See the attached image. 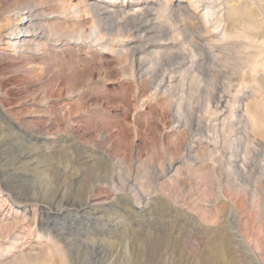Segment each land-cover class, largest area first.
I'll return each instance as SVG.
<instances>
[{
  "label": "rangeland",
  "instance_id": "1",
  "mask_svg": "<svg viewBox=\"0 0 264 264\" xmlns=\"http://www.w3.org/2000/svg\"><path fill=\"white\" fill-rule=\"evenodd\" d=\"M251 1L221 0L216 38L187 0H0V33L26 2L37 28L25 38L52 26L43 49L0 40V182L25 196L14 206L35 191L36 229L64 249L30 238V254L13 258L16 245L0 264H264V0ZM252 48L248 62L239 50Z\"/></svg>",
  "mask_w": 264,
  "mask_h": 264
},
{
  "label": "bare ground",
  "instance_id": "2",
  "mask_svg": "<svg viewBox=\"0 0 264 264\" xmlns=\"http://www.w3.org/2000/svg\"><path fill=\"white\" fill-rule=\"evenodd\" d=\"M75 1V0H74ZM81 1V0H79ZM88 1V0H87ZM188 1V5L190 7H192L193 11L196 10V8L198 6H200L201 4L202 5H205V9L207 10L206 12H202L200 15V21L198 22L197 21V29H199V32L201 34H204L202 37H205V36H209V35H206V34H214V31L213 29L215 28H210L211 24H212V21L215 20V22H217V26L216 28L220 29L221 30V33L222 35H224V32H226V26L222 25L221 26V21H222V18L221 16H218V14L220 13L219 9L221 7V0H187ZM261 1V0H260ZM20 2V1H19ZM25 2V1H23ZM86 2V1H85ZM100 2V1H99ZM104 2V1H103ZM168 2V1H167ZM231 2V1H230ZM255 1L252 0L251 3H254ZM16 3V2H15ZM27 3V2H26ZM26 3L22 4L21 5H18V6H13L11 9L8 10L9 13H12V14H8L6 16V19H7V22L4 24L3 26V30H1L2 32L0 33V40H3L5 39V42L9 45V47L11 46H14V47H22L20 50H22L24 47L23 50H25L26 48L28 47H35V48H41L43 49L44 48V45L46 42V39L48 34L50 35V30L52 29V26L49 24L47 25V27H44L42 28L43 29V33L42 35H36L32 38H25L28 33H21L22 30H24V32L26 31H29L31 29L35 30L37 28V26H35V22L31 20L32 18V8L30 7V5L28 6ZM69 3V2H68ZM249 3V2H248ZM17 4V3H16ZM20 4V3H19ZM75 4V3H74ZM85 4V3H84ZM107 4V3H106ZM106 4H99V3H91L92 6H95L97 7L98 9H101V10H108L107 8V5ZM166 5V3H164ZM175 4H178L179 3H175ZM72 5V4H71ZM87 5V4H86ZM235 5V4H234ZM250 5V4H249ZM255 5V4H254ZM91 6V7H92ZM141 6V5H140ZM145 6V5H144ZM169 6V5H167ZM229 6V4H228ZM5 7V6H4ZM72 7H78V4L77 5H72ZM86 7V6H85ZM149 7V6H148ZM157 7V6H156ZM178 7V6H177ZM226 7V6H225ZM236 7V6H234ZM245 7V6H244ZM257 7L260 9V16L262 19V21L264 20V12H263V8L264 6H262V4L258 3ZM255 7V8H257ZM64 8V7H63ZM88 8V7H87ZM150 8V7H149ZM148 8V9H149ZM162 8V7H161ZM171 7H169L168 9H170ZM227 8V7H226ZM243 8V6H242ZM241 8V9H242ZM34 9V7H33ZM86 9V8H85ZM90 9V8H89ZM123 9V8H121ZM129 9V8H128ZM148 9L144 8L142 10L139 11V13H145L148 11ZM166 9V8H165ZM182 9H183V6H182ZM236 9V8H234ZM240 9V8H239ZM23 10H26L25 12H23L22 14L19 15V19L17 17V14H16V17L15 16L13 17V20L12 21H15L13 23H11L12 21L10 20V18L15 14V13H18L20 11H23ZM71 10V9H70ZM88 10V9H87ZM150 10V9H149ZM186 9H184L185 11ZM203 10V9H202ZM3 11V10H2ZM102 11V12H104ZM124 11V10H123ZM122 11V12H123ZM152 11V10H151ZM174 10H172L173 12ZM183 11V10H182ZM227 11V10H226ZM229 11V10H228ZM136 12V11H135ZM138 12V11H137ZM150 12V11H149ZM148 12V13H149ZM156 12V11H155ZM171 12V10H170ZM188 12V11H187ZM186 11L184 12V14H187L189 17H191L192 19L195 18V16H193V13L192 12H188L187 13ZM4 13V12H2ZM37 13V12H36ZM34 14V15H37V14ZM105 13H109L108 11H105ZM245 13V12H244ZM99 14V12H98ZM111 14V13H110ZM136 13H133L132 15H134ZM164 14V13H163ZM40 15V14H38ZM109 15V14H108ZM129 15V14H128ZM167 15V14H166ZM225 14H223L224 16ZM245 15V14H244ZM44 16V15H42ZM176 16V15H174ZM199 16V15H198ZM112 17V16H111ZM131 18H133L132 16H130ZM25 18V19H24ZM34 18V17H33ZM41 18H45V17H41ZM110 18V17H109ZM175 18V17H174ZM173 18V19H174ZM198 18V17H197ZM196 18V19H197ZM207 18V20L205 19ZM18 19V20H17ZM128 19V18H127ZM172 19V20H173ZM212 19V20H211ZM11 22H10V21ZM108 20V19H107ZM131 20V19H130ZM2 21V20H1ZM103 21V20H102ZM93 22V21H92ZM115 22V21H114ZM131 22V21H130ZM144 22V21H143ZM180 22V21H179ZM112 23V22H111ZM263 23V22H262ZM1 24V23H0ZM3 24V23H2ZM19 24V26H18ZM40 24V22L38 23ZM94 24V23H93ZM106 24V23H105ZM126 24V23H125ZM100 25V24H99ZM118 25V24H117ZM182 25V24H181ZM263 26V25H262ZM42 27V26H40ZM138 27V26H137ZM140 27V26H139ZM139 27H138V30H139ZM148 27V26H147ZM187 27V26H186ZM214 27V26H213ZM2 28V27H0ZM54 28V27H53ZM133 28H135L133 26ZM39 30V28H38ZM132 30V29H131ZM181 30V29H180ZM193 30V29H192ZM262 30V29H261ZM124 32V31H123ZM198 32V31H197ZM126 33V32H125ZM138 33V31H137ZM142 33V32H140ZM139 33V35H140ZM144 33V32H143ZM216 33V32H215ZM220 33V32H219ZM41 34V33H40ZM101 34V33H100ZM103 34V33H102ZM133 34V32H132ZM83 35V34H82ZM135 35V34H133ZM242 35V34H241ZM263 35V33H262ZM80 35H76V38H78ZM97 36V35H96ZM104 36V35H103ZM201 36V35H200ZM214 37L217 38V35L214 34L213 35ZM228 36V35H227ZM243 36V35H242ZM2 37V38H1ZM5 37V38H4ZM84 37V36H83ZM82 37V38H83ZM113 37V36H112ZM135 37V36H134ZM139 37V36H138ZM238 38V36H236ZM251 37V36H250ZM255 37V36H254ZM253 38H248V40H243V41H238L239 44L243 45V46H251V47H254L256 46L254 43H255V39ZM260 37V35H259ZM109 38V37H108ZM124 38V37H123ZM242 38V37H241ZM96 39H102L101 38H96ZM106 41H107V38H105ZM112 39V38H111ZM219 39V38H218ZM222 39V38H220ZM149 40V39H148ZM262 40V39H260ZM109 41V39H108ZM206 41V39H205ZM208 41V39H207ZM3 42V41H2ZM24 42V43H23ZM145 42V41H144ZM264 42V41H263ZM147 43V42H146ZM196 43V42H195ZM144 45V44H143ZM204 46V45H203ZM219 47V46H218ZM222 47V46H220ZM137 48V47H136ZM135 48V49H136ZM200 48V47H199ZM202 48V47H201ZM29 49V48H28ZM134 49V48H133ZM139 49V48H138ZM250 49V48H249ZM253 49V48H252ZM35 50V49H34ZM201 50V49H200ZM44 51V50H43ZM42 51V52H43ZM219 51V50H218ZM221 51V50H220ZM263 51V50H262ZM215 52H217V48L215 46H211V47H208L205 45L204 48H203V52L202 54H200L203 58L204 56L206 57H209V62H210V65L211 66H218V62L221 60L220 57H217L215 56ZM223 52V51H221ZM220 53V52H218ZM229 53V52H228ZM239 53L242 55V57H246L247 58V61L249 62V58H252L253 56H256L255 54V51L254 49L253 50H239ZM258 54V53H257ZM26 55V54H25ZM39 55V54H38ZM133 55V54H132ZM221 55V54H220ZM253 55V56H252ZM23 56V55H22ZM43 56V55H42ZM41 56V57H42ZM250 56V57H249ZM25 57V56H24ZM202 58V59H203ZM264 58V57H263ZM257 59V58H256ZM256 59H254L256 61ZM41 60V59H40ZM201 60V59H199ZM204 60V59H203ZM259 60V59H257ZM263 60V59H262ZM42 61V60H41ZM245 61V62H247ZM261 62V60H259ZM258 61V62H259ZM40 62V61H39ZM196 62V61H195ZM194 62V63H195ZM204 62V61H202ZM208 62V61H207ZM191 63V61L189 62ZM205 63V62H204ZM203 63V64H204ZM208 64V63H207ZM254 64V63H253ZM253 64H251L252 67ZM193 65V63H192ZM197 65V64H196ZM206 65V64H204ZM203 65V66H204ZM225 65V64H224ZM259 65V64H258ZM262 65V64H261ZM190 66V65H189ZM200 66V65H199ZM198 66V67H199ZM202 66V68H203ZM211 66H206L205 68H208V67H211ZM239 66V65H238ZM260 67V66H259ZM197 68V67H196ZM200 68V67H199ZM198 68V69H199ZM222 68V66H221ZM226 68V67H225ZM250 68V67H248ZM197 69V72L199 73ZM230 69V68H228ZM29 70V69H28ZM195 70V69H194ZM202 70V69H200ZM206 70V69H204ZM215 70V69H214ZM255 70V69H253ZM257 70V69H256ZM263 70V69H262ZM260 70V71H262ZM144 71H147V70H144ZM211 71V70H210ZM222 72L224 75V70L222 69H219V72ZM244 71V70H243ZM29 72V71H28ZM208 72H209V69H208ZM218 72V73H219ZM238 72V71H237ZM241 72V71H240ZM259 72V71H258ZM196 73V72H195ZM197 73V74H198ZM203 73V72H202ZM201 73V74H202ZM210 73V72H209ZM212 73V72H211ZM254 73V72H253ZM264 73V71H263ZM217 74V72H216ZM252 74V73H251ZM259 74V73H258ZM34 75V74H33ZM206 75V74H205ZM210 75V74H208ZM219 75L221 76V74L219 73ZM228 75V74H227ZM245 75V74H244ZM192 76V75H191ZM195 76V75H194ZM203 77V74L201 75ZM200 76V77H201ZM207 76V75H206ZM226 76V75H224ZM209 77V76H208ZM207 77V78H208ZM212 77V76H210ZM250 77L252 79H256V77H260V76H257L256 74H252L250 75ZM264 77V76H262ZM214 79V78H213ZM217 79V78H215ZM221 79V78H220ZM212 80V79H211ZM221 95V94H220ZM235 99V98H234ZM232 101H234L232 99ZM218 102V101H217ZM235 102V101H234ZM219 103V102H218ZM215 104V103H214ZM234 112H237V111H234ZM230 113V112H229ZM236 113H233L232 117L235 116ZM242 114V113H241ZM249 115V114H248ZM202 117V116H201ZM236 117V116H235ZM250 117V121H251V116ZM179 118V117H178ZM241 118V116H240ZM198 119V118H197ZM249 119V118H248ZM210 120V119H209ZM231 122V121H229ZM246 122V121H245ZM253 122V121H251ZM197 123V122H196ZM234 123V122H233ZM233 123H230L233 124ZM240 123V122H239ZM250 123V122H249ZM198 124V123H197ZM229 124V123H228ZM189 127V126H188ZM236 131V130H235ZM234 132V131H233ZM237 132V131H236ZM239 132V131H238ZM237 132V133H238ZM236 133V134H237ZM234 134V133H233ZM241 151V150H240ZM96 153V152H95ZM244 153V152H243ZM97 154V153H96ZM234 155V154H233ZM239 155V154H238ZM233 157V156H232ZM239 157V156H238ZM241 157V156H240ZM97 159V158H96ZM234 159V158H232ZM241 159V158H240ZM98 160V159H97ZM237 160V159H236ZM96 161V160H95ZM239 161V159H238ZM237 161V162H238ZM232 162V161H231ZM230 162V163H231ZM235 164V163H234ZM233 164V165H234ZM236 165V164H235ZM240 165V164H239ZM235 167V166H234ZM83 173V172H82ZM40 187L41 189H43L44 191H46L47 187L49 186V184H51V182L47 179H41L40 180ZM84 184V180L82 181H79L78 183V192H81V194L83 193L84 194V188L82 189V186ZM256 184V183H255ZM88 187V190L87 191V195H85V197L82 198V200H80V205L81 204H88L90 202V198L93 197L94 193H95V185L94 183L93 184H90ZM238 187V186H236ZM243 188V187H242ZM246 188V186H245ZM2 189H5L7 191H9L11 193V196L8 194H1V190ZM15 188L12 186V184L10 182H7V183H2L0 182V256H4V254H7V253H11L13 252L14 250H16V245H21V247L19 248L18 250V254H15V256L13 258H17L19 255H28L31 253V247H26V243L28 242V239L30 238H35V240L37 242L41 241L43 243V247L44 249L48 252V253H52V254H55V255H61L63 252H64V249L61 248L58 244V238H55L54 235L50 232V231H45L43 233H39L38 229H36V225H37V222H38V215H37V211L38 209L36 210V204L37 202L33 203V204H29V201H38L39 199H37L35 197V191H33L32 193V196L28 197L26 200V203H21L20 205L18 206H14L12 205V198H16L18 197L19 199L21 198H25V196H23L22 194H16V191L14 190ZM83 191H82V190ZM86 189V188H85ZM8 193V192H7ZM98 195V194H97ZM96 197V196H95ZM44 200V199H43ZM95 200V199H94ZM25 201V200H24ZM23 201V202H24ZM19 207H23L20 211H19ZM155 235V234H154ZM164 236V232H160L159 234H157L156 236H154V240L153 242H155V244H158L161 240H162V237ZM55 238V239H53ZM23 239V241H22ZM27 240V242H26ZM3 241L5 243H7L6 245H3ZM26 242V243H24ZM65 244V243H64ZM66 246V245H64ZM36 247V245H35ZM145 250H143L144 252ZM35 252V251H34ZM64 254V253H63ZM68 254V253H66ZM10 257V256H9ZM225 257V254L224 252H220V258H222L221 262H224V258ZM9 260V259H8ZM62 262L65 263V259H62Z\"/></svg>",
  "mask_w": 264,
  "mask_h": 264
}]
</instances>
